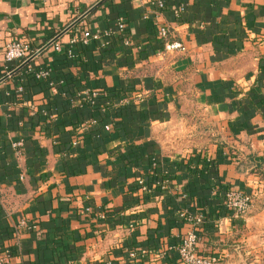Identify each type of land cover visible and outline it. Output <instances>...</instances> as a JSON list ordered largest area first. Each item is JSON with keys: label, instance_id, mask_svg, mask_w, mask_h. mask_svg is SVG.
<instances>
[{"label": "crops", "instance_id": "crops-1", "mask_svg": "<svg viewBox=\"0 0 264 264\" xmlns=\"http://www.w3.org/2000/svg\"><path fill=\"white\" fill-rule=\"evenodd\" d=\"M96 1L0 0V44L40 48ZM119 14L131 45L102 34L65 53L73 34ZM161 24L187 49L161 52ZM57 41L62 51L30 62L48 78L23 68L0 83V243L12 264H185L169 242L192 227L180 216L189 208L206 214L200 251L264 264V0H106ZM90 88L109 94L89 103ZM156 171L168 184L144 191L138 178ZM226 188L255 193L243 220L224 210ZM22 217L37 227L8 235Z\"/></svg>", "mask_w": 264, "mask_h": 264}, {"label": "built area", "instance_id": "built-area-1", "mask_svg": "<svg viewBox=\"0 0 264 264\" xmlns=\"http://www.w3.org/2000/svg\"><path fill=\"white\" fill-rule=\"evenodd\" d=\"M159 8H165L168 0H153ZM186 10L185 2H180L174 6V13L180 16ZM106 35L108 37H117L125 45H131L133 38L129 31L127 19L124 15L119 14L112 25L107 26L104 29H100L91 33L87 29L81 30L73 34L68 40L66 46V52L69 57L74 58L76 53V46H83L89 43L92 38H97L100 35ZM157 35L161 39V52H169L175 50H186L185 43L177 38H174L170 26L168 24H161L157 28ZM54 49L56 51H62L63 44L60 41H55ZM39 47H33L30 41L23 37H13L8 40L4 45L0 44V52L3 51L4 63L6 73L10 72L15 66L20 64L23 60L33 54ZM25 71L30 73L35 80H44L49 77L50 69L46 66H34L31 63L27 64ZM63 81V80H61ZM19 91H24L25 86L19 85ZM109 91L102 88H90L81 93V98L89 103H98L101 97H107ZM131 101L125 90L122 89L119 92V104L126 105ZM46 113V111H45ZM23 139H17L12 142L13 147L19 148L23 145ZM78 140H72L71 145L75 146ZM138 183L141 185L144 191H151L154 186L160 185L165 187L169 182V178H156L154 177L152 183L146 181L144 177L138 178ZM254 192L243 190L240 188H226L223 192V205L231 209L232 214L239 220H243L246 214L250 211L253 203ZM90 209V207H88ZM180 216L187 222L192 224V227L188 229L180 238V240L174 244L169 245V250H176L181 261L185 264H214L217 260L215 255H207L202 253L199 249L200 230L205 224L206 214L202 211L190 212L183 210L180 212ZM36 222H30L26 218H20L14 224L15 237L19 238L20 233L26 228H36ZM132 256H136V250L130 252ZM13 249L9 245L0 243V264H12ZM111 260H108L106 264H111Z\"/></svg>", "mask_w": 264, "mask_h": 264}, {"label": "water", "instance_id": "water-1", "mask_svg": "<svg viewBox=\"0 0 264 264\" xmlns=\"http://www.w3.org/2000/svg\"><path fill=\"white\" fill-rule=\"evenodd\" d=\"M106 0H97L94 4H92L89 8H87L81 15H79L77 18H75L72 22H70L68 25H66L57 35L52 37L50 40H48L45 44H43L38 50H36L33 54H31L29 57H27L25 60H23L20 64L15 66L10 72L5 73L4 75L0 76V83L9 78L10 76L14 75L21 69H23L27 64L33 61V59L43 52L45 49H47L49 46H51L60 36H62L64 33L68 32L71 28H73L77 23H79L82 19H84L85 16L90 14L92 11H94L98 6H100L102 3H104Z\"/></svg>", "mask_w": 264, "mask_h": 264}, {"label": "trees", "instance_id": "trees-1", "mask_svg": "<svg viewBox=\"0 0 264 264\" xmlns=\"http://www.w3.org/2000/svg\"><path fill=\"white\" fill-rule=\"evenodd\" d=\"M45 43V42H44ZM43 43V44H44ZM43 44H41V45H43ZM40 45V46H41ZM65 53L67 54V52L65 51ZM6 72L4 71V72H1L0 73V76H2V75H4ZM132 106H131V104L129 103V104H126V105H120L119 107H118V113L119 114H121V115H126V114H128L129 113V111H130V108H131ZM259 167V166H258ZM257 170V172H258V174L260 173V174H262L263 175V172H264V170H260V167L259 168H257L256 169ZM159 173H161V171H156V173H153V175L156 177V178H158V179H160V178H171L170 176H169V174H167V173H162V175H160ZM158 186H160V185H158ZM255 199H256V197H255V195H253V203H252V206H253V204H254V202H255ZM190 212H196V211H202V212H204V210L203 209H198V210H193V209H188ZM224 210L226 211H228V210H230L231 211V209L230 208H228V207H225L224 206ZM205 213V212H204ZM206 221V220H205ZM185 222H187L186 220H185ZM189 223V222H188ZM191 224V223H190ZM191 226H192V224H191ZM11 233H13V234H11ZM12 235V237H15V233H14V231L12 232V231H10V232H8V235ZM182 235L183 234H181L180 236H179V239L178 240H176V242H178L179 240H180V238L182 237ZM176 242H174V243H176ZM174 243H170L169 242V245H171V244H174ZM233 243L230 241V240H228V241H226V242H222V244H220V245H222V246H225V245H227V246H230V245H232ZM202 253H204V254H207V255H210V256H212V255H215V256H217V260L214 262V264H219L220 262H223V261H225L226 259H228L227 257H221V255H220V253H216V252H204V251H201ZM179 256V255H178Z\"/></svg>", "mask_w": 264, "mask_h": 264}, {"label": "rangeland", "instance_id": "rangeland-1", "mask_svg": "<svg viewBox=\"0 0 264 264\" xmlns=\"http://www.w3.org/2000/svg\"><path fill=\"white\" fill-rule=\"evenodd\" d=\"M248 214V213H247ZM245 218V217H244Z\"/></svg>", "mask_w": 264, "mask_h": 264}]
</instances>
